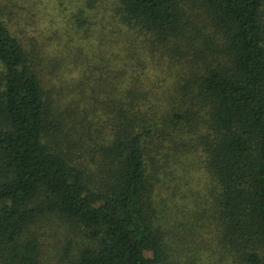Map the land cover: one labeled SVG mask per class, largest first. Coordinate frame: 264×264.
<instances>
[{
	"label": "trees",
	"instance_id": "trees-1",
	"mask_svg": "<svg viewBox=\"0 0 264 264\" xmlns=\"http://www.w3.org/2000/svg\"><path fill=\"white\" fill-rule=\"evenodd\" d=\"M85 1L145 50L186 60L192 77L173 86V105L160 112L139 77L147 58L134 40L114 69L136 62L129 86L64 118L33 54L0 15V257L41 264L31 228L58 215L89 240L73 264H178L162 212L159 220L166 181L157 158L178 163L197 146L212 193L208 236L188 253L202 260L208 252L212 264H264V0Z\"/></svg>",
	"mask_w": 264,
	"mask_h": 264
},
{
	"label": "rangeland",
	"instance_id": "rangeland-1",
	"mask_svg": "<svg viewBox=\"0 0 264 264\" xmlns=\"http://www.w3.org/2000/svg\"><path fill=\"white\" fill-rule=\"evenodd\" d=\"M0 15L33 54L54 108L64 118L129 86L131 64L138 68L136 62L125 66L123 70L127 71L120 74L114 69L117 62L125 63L119 61L122 47L131 48L134 40L147 58L146 65L139 67V73L143 72L139 77L144 88L157 95L154 99L160 112L173 105V86L192 77L186 60L179 65V59L158 47L147 46L145 50L116 17L103 7L89 8L85 0H0ZM180 158L178 163L170 157L157 158L166 181L157 192L159 220L165 218L161 227L174 252H178V264H212L208 252H202V260L192 259V253H188L201 250L200 237L208 236L205 224L212 193L210 175L197 146L184 151ZM31 234L41 243V264H73L89 242L83 229L58 215L40 219ZM0 264H6L2 257Z\"/></svg>",
	"mask_w": 264,
	"mask_h": 264
}]
</instances>
